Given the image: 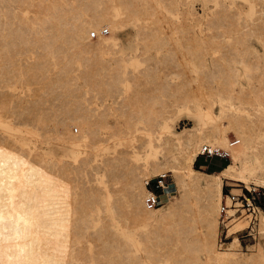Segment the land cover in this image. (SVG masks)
Returning a JSON list of instances; mask_svg holds the SVG:
<instances>
[{"label":"rangeland","instance_id":"1","mask_svg":"<svg viewBox=\"0 0 264 264\" xmlns=\"http://www.w3.org/2000/svg\"><path fill=\"white\" fill-rule=\"evenodd\" d=\"M98 1L111 25L89 29L92 46L62 38L45 47L34 41L33 27L36 4L46 1L0 0V118L66 165L85 221L71 240L70 263L130 264L121 252L130 240L141 264H264V185L253 181L264 177V0ZM198 121L216 142L214 152L228 156L219 170L196 163L199 145L178 133ZM220 134L234 156L217 141ZM190 155L203 184L181 190L178 174ZM222 163L211 161L212 168ZM244 163L250 187L233 177ZM133 171L142 182L168 173L175 184L174 195L153 208L159 215L170 207L156 224L130 216L127 196L139 189ZM216 175L224 196L254 190L262 206L255 238H242L249 216L230 200L233 210L217 218V247H229L234 235L239 241L220 260L197 240L207 224L203 185ZM94 217L106 230L91 237Z\"/></svg>","mask_w":264,"mask_h":264},{"label":"bare ground","instance_id":"2","mask_svg":"<svg viewBox=\"0 0 264 264\" xmlns=\"http://www.w3.org/2000/svg\"><path fill=\"white\" fill-rule=\"evenodd\" d=\"M45 1L36 4V19L39 22L36 20L35 23L39 27H33L34 41L42 46H51L62 38L67 43L92 46L88 39L89 29L99 31L111 25L107 21L105 7H101L98 0H77L78 4L72 7L60 3L61 0ZM147 2L159 6L162 4L161 0ZM111 37L112 34L101 35L97 42L102 43ZM0 125V264H71V240L82 235L80 224L85 221L82 209L76 205L80 202L79 196L73 194L72 184L66 177V165L54 158L50 150L37 149L24 136L17 134L15 131L18 128L10 121L0 118ZM178 133L190 140L194 139L199 145V154L204 149L214 152L217 147L210 134L204 131L201 121L182 128ZM217 141L234 154L235 149L225 134H220ZM125 157L137 158L138 154H126ZM192 161L193 156H188L183 171L178 174L181 190L203 184L199 182L200 177L192 167ZM246 166V163L240 165L233 177L250 187L251 178L245 173ZM153 168L160 170V164L155 162ZM173 169L176 170V167ZM164 174L161 172L159 175ZM133 175L139 189L132 188L128 193L130 216L143 224H156L165 218L170 207L155 215L153 208L157 206L149 207L145 202L147 180L142 182V176L136 171H133ZM253 181L264 185V177L253 178ZM203 186L206 187L208 198L203 205L207 224L206 230L197 236V240L207 255L214 254L220 260L232 254L231 247L239 241L234 235L228 242L229 247H217V218L222 211L228 213L233 209L230 208V197L224 196L221 191V178L218 175ZM94 220L97 222L95 225L89 226L87 223L90 227L88 236L91 237L106 230L103 218L94 217ZM259 225H264V214L259 217ZM142 231L145 232V229ZM142 231L138 234V241L142 240ZM109 232L111 235L117 234L111 229ZM121 252L131 261L130 264H141L140 256L130 240H124Z\"/></svg>","mask_w":264,"mask_h":264},{"label":"built area","instance_id":"3","mask_svg":"<svg viewBox=\"0 0 264 264\" xmlns=\"http://www.w3.org/2000/svg\"><path fill=\"white\" fill-rule=\"evenodd\" d=\"M92 36L95 35L92 34ZM222 154H218L216 152H209L204 149L203 152L199 154V156H204L205 159H209L213 156H220ZM169 177V174L165 173L164 175H158L153 179L147 180L146 187L148 189V194L145 198V202L149 207L160 206L163 203V199L165 197L171 196L176 192L175 185L172 179ZM228 196L230 197V200L234 205L237 204V206H234L236 212L239 210H245L247 211L246 216H249L248 226L240 230L241 237L243 238V235L248 237L251 236L254 239L255 234L257 232L254 228L255 219L257 216L258 209L262 210L261 204L257 202L260 196L254 190L250 189H248L246 193H243L242 191L240 194H233L232 192H229ZM222 213L225 214V211H222ZM228 238L229 235L225 233L224 236L220 238V245L226 244V242H224L223 240H227ZM242 240L245 241V239Z\"/></svg>","mask_w":264,"mask_h":264},{"label":"crops","instance_id":"4","mask_svg":"<svg viewBox=\"0 0 264 264\" xmlns=\"http://www.w3.org/2000/svg\"><path fill=\"white\" fill-rule=\"evenodd\" d=\"M216 159L221 160L223 163L220 166H218V167H213L212 168L211 161H214ZM227 159H228V156L226 154L225 155L222 154L220 156H213V157H211L209 159L203 158V160H201V156H198L196 158V163H198L200 166H203L204 169H206V170L208 169V170H211V171H216V170L221 169L224 165L227 164Z\"/></svg>","mask_w":264,"mask_h":264}]
</instances>
